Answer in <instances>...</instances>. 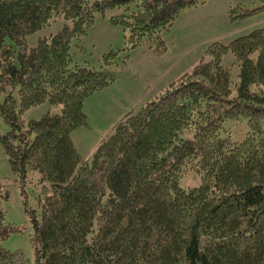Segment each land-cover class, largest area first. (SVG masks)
Listing matches in <instances>:
<instances>
[{"label":"trees","instance_id":"1","mask_svg":"<svg viewBox=\"0 0 264 264\" xmlns=\"http://www.w3.org/2000/svg\"><path fill=\"white\" fill-rule=\"evenodd\" d=\"M229 7L230 19L264 10ZM204 0H0V145L20 193L37 190L29 243L34 264H264V26L212 42L188 72L127 110L88 158L71 132L86 125L83 103L114 81L120 52L94 69L73 62L70 43L96 13L127 32V49L166 51L161 37ZM61 18L32 47L27 35ZM230 52L233 82L221 65ZM128 56L122 58L124 62ZM41 103L58 108L25 121ZM245 119L232 141L223 124ZM189 131L184 135V132ZM191 172L198 182L180 185ZM37 184H39L37 186ZM0 264H23L2 242Z\"/></svg>","mask_w":264,"mask_h":264},{"label":"rangeland","instance_id":"2","mask_svg":"<svg viewBox=\"0 0 264 264\" xmlns=\"http://www.w3.org/2000/svg\"><path fill=\"white\" fill-rule=\"evenodd\" d=\"M236 4L251 8L258 2L204 0L203 4L183 11L168 30L161 32L166 48L161 55L151 54L146 45L126 50V30L108 21V17L119 10H107L103 15L96 13L85 35L70 43L73 62L99 69L104 53L125 50L119 53L116 61H112L117 66L113 69V83L91 94L83 103L86 125L73 130L70 135L80 156L84 159L88 157L91 150L95 149L127 110L144 104L158 90H162L184 72L190 71L204 55L208 44L215 41L225 44L237 36L264 26V10L244 19H230L227 11ZM61 26V18L52 19L47 26L27 35L25 42L32 47L40 37H48ZM125 56L128 57L121 62ZM221 65L229 70L234 82L238 67L230 52L223 54ZM57 109L48 103H41L24 111L22 117L25 121L37 119L43 113L55 112ZM223 127L232 141L241 140L247 131L245 119L227 120ZM6 130L7 127L1 124V134ZM188 133L186 131L184 135ZM183 177L179 182L182 186H191L198 182L191 172ZM34 186L36 185L30 183L26 186V195L20 193L0 145V195L6 196V199L1 200V208L4 212V223L16 229L2 242V247L10 252L20 251L23 264H34L33 249L29 243L32 226L26 213L33 211L37 216L39 212L36 206L37 190Z\"/></svg>","mask_w":264,"mask_h":264},{"label":"crops","instance_id":"3","mask_svg":"<svg viewBox=\"0 0 264 264\" xmlns=\"http://www.w3.org/2000/svg\"><path fill=\"white\" fill-rule=\"evenodd\" d=\"M71 141H72V140H71ZM72 143H73V142H72ZM96 147H97V146H96ZM96 147H95V148H96ZM92 150H93V149H92ZM92 150H91V153L94 151V150H93V151H92ZM91 153H89L88 157L91 155ZM88 157H86V158H88Z\"/></svg>","mask_w":264,"mask_h":264}]
</instances>
